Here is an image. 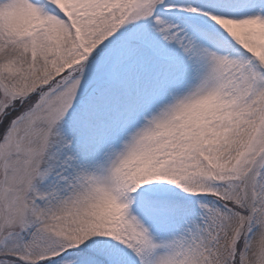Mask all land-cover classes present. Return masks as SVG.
I'll return each instance as SVG.
<instances>
[{"label": "snow or ice", "instance_id": "obj_1", "mask_svg": "<svg viewBox=\"0 0 264 264\" xmlns=\"http://www.w3.org/2000/svg\"><path fill=\"white\" fill-rule=\"evenodd\" d=\"M0 264H264V0H0Z\"/></svg>", "mask_w": 264, "mask_h": 264}]
</instances>
